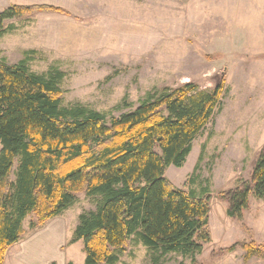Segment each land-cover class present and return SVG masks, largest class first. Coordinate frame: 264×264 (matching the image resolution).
<instances>
[{
	"label": "rangeland",
	"instance_id": "obj_1",
	"mask_svg": "<svg viewBox=\"0 0 264 264\" xmlns=\"http://www.w3.org/2000/svg\"><path fill=\"white\" fill-rule=\"evenodd\" d=\"M32 4L52 9L5 21L11 29L0 37V61L12 64L29 56L35 73L50 67L63 72L65 106L79 103L109 120L153 89L192 83L208 91L223 82L221 105L182 166L170 165L164 175L186 192L209 188L211 240L195 264H264L257 256L245 262L240 244L226 250L250 240L264 246V197L249 196L241 220L226 215L221 198L250 181L264 143V0H0V11ZM95 205V198L80 193L56 224L71 237L79 214ZM31 221L33 215L23 221L22 240ZM50 257L54 264H67L66 258L80 264L82 242L56 248ZM181 262L192 264L175 253L161 264ZM118 264H151L150 252L130 241Z\"/></svg>",
	"mask_w": 264,
	"mask_h": 264
},
{
	"label": "trees",
	"instance_id": "obj_2",
	"mask_svg": "<svg viewBox=\"0 0 264 264\" xmlns=\"http://www.w3.org/2000/svg\"><path fill=\"white\" fill-rule=\"evenodd\" d=\"M48 9L8 6L0 11V37L11 29L6 20ZM28 61H0V264L25 233L27 216L35 217L29 228L36 229L80 193L96 199L93 210L79 214L67 243L82 242V264H118L130 241L149 250L151 264H161L169 253L195 264L211 240L209 188L186 192L164 174L184 163L221 105L223 82L208 91L192 83L153 89L133 109L107 120L85 105H63L64 73L54 67L35 73ZM238 184L221 198L226 215L241 220L249 196L264 197V144L250 181ZM239 244L245 262L264 257V246L253 240L226 250Z\"/></svg>",
	"mask_w": 264,
	"mask_h": 264
},
{
	"label": "crops",
	"instance_id": "obj_3",
	"mask_svg": "<svg viewBox=\"0 0 264 264\" xmlns=\"http://www.w3.org/2000/svg\"><path fill=\"white\" fill-rule=\"evenodd\" d=\"M258 143L260 144L261 141ZM263 144L258 146L261 147ZM57 219L58 216L49 219L42 226L30 230L29 234L26 233L24 240L22 238L13 244L7 251L4 264H54L50 256L56 248L60 250L64 247L70 238V230L63 225H57L56 223L59 222ZM67 245L70 246V244ZM66 259L69 260L68 262L77 264Z\"/></svg>",
	"mask_w": 264,
	"mask_h": 264
}]
</instances>
